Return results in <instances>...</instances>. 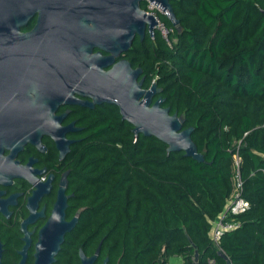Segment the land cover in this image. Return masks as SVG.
<instances>
[{"label": "trees", "instance_id": "obj_1", "mask_svg": "<svg viewBox=\"0 0 264 264\" xmlns=\"http://www.w3.org/2000/svg\"><path fill=\"white\" fill-rule=\"evenodd\" d=\"M171 5L180 24L173 40L146 35L132 65L142 68V87L160 89L152 102L161 96L183 128H194L204 160L168 152L156 137L135 135L116 105H97L71 151L83 238L103 237L109 264H168L172 256L193 264L195 250L197 264H226L209 231L227 206L237 151L250 205L219 245L230 264H264V0Z\"/></svg>", "mask_w": 264, "mask_h": 264}, {"label": "water", "instance_id": "obj_2", "mask_svg": "<svg viewBox=\"0 0 264 264\" xmlns=\"http://www.w3.org/2000/svg\"><path fill=\"white\" fill-rule=\"evenodd\" d=\"M102 1L105 9L107 7L108 16L109 55L103 61L108 69L104 71L101 68L100 54L73 52L71 61L82 63L76 69L85 74L75 75V82L71 86L78 88L79 94L91 98L90 101H80L70 96L73 103L89 108L101 104L116 105L121 119L132 124L135 135L154 136L167 145L168 152L183 151L185 156L203 161V154L191 138L194 128H183V118L177 112L170 113L169 107H162L164 98L161 96L152 102L160 92L156 83L152 82L149 88L142 87L141 67L133 68L126 59L114 61L116 55L127 50L134 34L142 37L146 28L153 33L157 22L152 15L139 8V2L143 0ZM151 1L165 11L166 18L179 30V19L173 11L172 0ZM90 4L100 5L101 0H94ZM58 61L47 60L37 52H0V184L8 185L12 178H24L30 184L36 182L35 175L42 171L31 169L29 163L21 166L14 158L25 144L41 149L42 134H48L55 140L60 157L68 152L67 144L70 141L61 134L59 137L56 135L59 130L57 122L61 117L52 114L56 100L65 95L64 79L60 81L57 75L58 70L64 69L54 64ZM5 150L9 151L7 155H4ZM41 190L44 189L36 185L32 191L27 204L30 211L35 208ZM8 204H15L14 194L0 199V212L6 214ZM65 207L66 197L60 187L51 216L39 231L37 264H51L64 235L78 220L79 211L70 221H64ZM218 254L226 260V264H230L225 253L219 250ZM81 256L82 264H91L94 259L85 258L82 252ZM197 261L198 252L195 250L193 264H197Z\"/></svg>", "mask_w": 264, "mask_h": 264}, {"label": "flooded vegetation", "instance_id": "obj_3", "mask_svg": "<svg viewBox=\"0 0 264 264\" xmlns=\"http://www.w3.org/2000/svg\"><path fill=\"white\" fill-rule=\"evenodd\" d=\"M93 1L0 0V52H37L47 60L59 59L54 64L64 69L58 70L57 75L60 81L64 79L65 95L56 100L52 114L61 117L57 122L59 130L56 135L59 137L61 134L70 141L68 152L63 157L59 156L56 142L48 134H42L40 138L41 149L25 144L17 152L14 161L21 166L29 163L31 169L42 172L35 175L37 180L34 184L24 178H12L10 184H0V191L3 192L0 199L15 195V204L7 205L6 214L0 212V264H37L39 231L51 216L60 187L66 197L64 221H70L78 211L80 214L74 227L64 235L51 264H82L81 252L85 258L94 257L91 264H109V250L103 237L83 238L85 223L82 216L86 217V206L76 205L71 158L75 143L82 138V120L97 106L89 108L73 103V99L90 101L91 98L79 94L78 88L71 86L75 75L85 74L76 69L82 63L72 62L71 54H100L101 68L104 71L108 69L103 63L109 55L107 7L105 9L102 0L100 5L90 4ZM145 7L146 0L139 2V8L148 14ZM155 31L149 33L146 28L142 37L134 34L127 50L116 55L114 61L126 59L136 68L131 58L135 57L139 40L142 42L146 35L152 36ZM8 153L5 150L4 155ZM36 185L44 190H41L35 208L30 211L27 204ZM102 218L107 219L105 215Z\"/></svg>", "mask_w": 264, "mask_h": 264}, {"label": "built area", "instance_id": "obj_4", "mask_svg": "<svg viewBox=\"0 0 264 264\" xmlns=\"http://www.w3.org/2000/svg\"><path fill=\"white\" fill-rule=\"evenodd\" d=\"M146 11L148 14L152 15L155 21L157 22L155 25L156 31H158L161 37L167 42L171 43L170 36L174 32L175 26L167 25L164 23L162 17L165 16V11L156 5L151 0H146ZM233 161H234V176H233V186L232 191L229 196L226 208L212 221L211 229L209 231V237L213 245L224 253L222 248L219 245L220 238L226 231H231L238 228L241 225L240 220L237 218L239 215L243 214L249 208V201L243 196V181L240 176L239 165L241 162L240 156L236 151L233 153ZM264 171V169H263ZM214 258H208L207 264H214Z\"/></svg>", "mask_w": 264, "mask_h": 264}, {"label": "rangeland", "instance_id": "obj_5", "mask_svg": "<svg viewBox=\"0 0 264 264\" xmlns=\"http://www.w3.org/2000/svg\"><path fill=\"white\" fill-rule=\"evenodd\" d=\"M180 256H172L168 259V264H182L183 262Z\"/></svg>", "mask_w": 264, "mask_h": 264}, {"label": "crops", "instance_id": "obj_6", "mask_svg": "<svg viewBox=\"0 0 264 264\" xmlns=\"http://www.w3.org/2000/svg\"><path fill=\"white\" fill-rule=\"evenodd\" d=\"M182 258V257H181ZM181 262H183V259H182V261Z\"/></svg>", "mask_w": 264, "mask_h": 264}]
</instances>
